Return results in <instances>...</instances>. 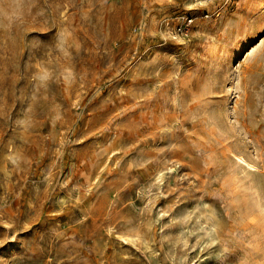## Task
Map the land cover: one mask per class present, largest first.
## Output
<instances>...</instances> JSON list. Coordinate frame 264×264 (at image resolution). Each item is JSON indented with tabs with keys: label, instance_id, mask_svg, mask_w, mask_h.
<instances>
[{
	"label": "rangeland",
	"instance_id": "rangeland-1",
	"mask_svg": "<svg viewBox=\"0 0 264 264\" xmlns=\"http://www.w3.org/2000/svg\"><path fill=\"white\" fill-rule=\"evenodd\" d=\"M0 264H264V0H0Z\"/></svg>",
	"mask_w": 264,
	"mask_h": 264
},
{
	"label": "bare ground",
	"instance_id": "bare-ground-1",
	"mask_svg": "<svg viewBox=\"0 0 264 264\" xmlns=\"http://www.w3.org/2000/svg\"><path fill=\"white\" fill-rule=\"evenodd\" d=\"M201 6H202V7L206 6V7L210 8L209 5L206 4V2H203ZM221 10H223V11H227L228 8H227L226 6H224V7H221ZM237 158H239L240 160L244 161V159H243L242 157L237 156Z\"/></svg>",
	"mask_w": 264,
	"mask_h": 264
},
{
	"label": "snow or ice",
	"instance_id": "snow-or-ice-1",
	"mask_svg": "<svg viewBox=\"0 0 264 264\" xmlns=\"http://www.w3.org/2000/svg\"><path fill=\"white\" fill-rule=\"evenodd\" d=\"M241 163H243V161H241Z\"/></svg>",
	"mask_w": 264,
	"mask_h": 264
}]
</instances>
